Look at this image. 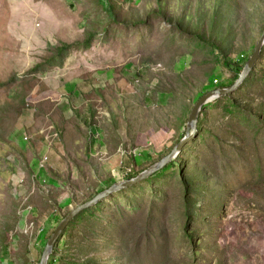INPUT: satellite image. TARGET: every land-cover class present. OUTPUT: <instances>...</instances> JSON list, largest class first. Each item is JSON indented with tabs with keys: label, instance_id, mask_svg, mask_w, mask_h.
Listing matches in <instances>:
<instances>
[{
	"label": "rangeland",
	"instance_id": "rangeland-1",
	"mask_svg": "<svg viewBox=\"0 0 264 264\" xmlns=\"http://www.w3.org/2000/svg\"><path fill=\"white\" fill-rule=\"evenodd\" d=\"M263 26L264 0H0V264H38L71 207L165 155ZM250 71L200 110L185 191L175 171L80 210L54 264H264V50Z\"/></svg>",
	"mask_w": 264,
	"mask_h": 264
},
{
	"label": "water",
	"instance_id": "water-1",
	"mask_svg": "<svg viewBox=\"0 0 264 264\" xmlns=\"http://www.w3.org/2000/svg\"><path fill=\"white\" fill-rule=\"evenodd\" d=\"M263 43H264V26L262 27L256 40L254 41L253 46H252V51L249 54L248 58L245 60L237 79L228 87H217V88L208 90L207 92L200 95L197 98V100H195L192 103L190 110L186 117L184 132L182 133L180 140L174 144V146L171 148V150L166 155L162 156L160 159H158L148 168L139 172L136 176H133L127 179H122L120 181H116L112 183L110 186L97 191L90 198L71 207L63 215V217L58 221V223L56 224V227L54 228V230L48 237L44 245V248L42 250L38 264H47L48 257L52 253L55 243L57 239L59 238V236L62 234L64 227L66 226V223L76 213H78L83 208L93 205L98 200L102 199L105 195H108L109 193L113 191L116 192L130 185L137 184L138 182L147 178L154 172L160 170L164 165H166L168 162L176 158L181 152V150L183 149L184 145L194 138L195 132H197L198 115H199V112L202 106L206 105L208 102H211L212 100L216 98L229 95L238 89V87L241 85L242 80L247 75V73L250 71L255 60L257 59V56L260 51V47Z\"/></svg>",
	"mask_w": 264,
	"mask_h": 264
},
{
	"label": "trees",
	"instance_id": "trees-1",
	"mask_svg": "<svg viewBox=\"0 0 264 264\" xmlns=\"http://www.w3.org/2000/svg\"><path fill=\"white\" fill-rule=\"evenodd\" d=\"M158 2L160 3L161 2V0H158ZM110 7H111V5H110ZM157 10L159 11V12H161V7H160V4L158 5V8H157ZM91 36V34H89V35H87L86 37H84L81 41H70V42H68V41H63V40H61V41H59L57 44H55V45H52L51 46V54L50 55H48L47 57H46V59L43 61V62H39V63H37V64H35L31 69H30V71L31 72H45V71H47V70H50V69H52V68H54V67H60L61 65H62V63H63V61H64V59L66 58V56H67V54H68V51L70 50V49H72V47H75V49H76V47H78V46H81V47H84V49H86V47H88L89 46V41H90V39H89V37ZM264 44V43H263ZM263 44L261 45V47H260V51H259V54H262V52H263ZM259 54H258V56H257V58L259 57ZM222 57H223V55H222ZM224 60H223V63L225 64V65H227V66H229V62L228 61H226V58H223ZM247 58H245V59H243L241 62H239V60H238V62H236V68H234L235 69V73H234V80H232L231 82H230V84H228L229 86L237 79V77H238V75H239V73H240V70H241V68H242V66H243V64H244V62H245V60H246ZM244 61V62H243ZM250 76H251V71H249L248 73H247V75L244 77V79L242 80V82H241V85L243 84V83H246V82H248L249 81V79H250ZM2 84H4V83H0V85H2ZM210 85V84H209ZM240 85V86H241ZM208 86V85H207ZM211 87V85L210 86H208V88H210ZM213 87H225V86H223V85H221V84H218V85H213ZM207 88V89H208ZM223 98H227V99H230V95H225V96H222ZM220 98V97H219ZM232 104L234 105V107H237L236 105H235V103H233L232 102ZM207 105L208 104H206V105H204V106H202V108H201V111H202V109L203 108H206L207 107ZM256 116H259L258 114L256 115ZM263 120H264V118H263ZM180 140V138L178 139V141ZM177 141V142H178ZM171 150V148L170 149H168L167 150V152L165 153V155L169 152ZM183 151H184V149H182L181 150V152L179 153V155L176 157V158H174L173 160H171L170 162H168L166 165H164L160 170H158V171H156V172H154L153 174H151L150 176H148L147 178H145V179H143L142 181H140V182H138L137 184H133V185H130V186H128V187H126V188H123V189H120V190H118V191H113V192H111V193H109L108 195H105L102 199H104V198H106V197H110V196H112V195H115V194H123L124 193V191H126V190H130V189H132V188H135V187H137V186H139L140 185V183H142L143 181H145L146 182V180H148L149 178H151V177H153V176H164V175H166V174H168V173H174L175 171H177V174H178V177H179V180H180V183L182 184V186H183V191H185V185H186V181H185V174H184V171H185V168H183V164H181V160H182V157H183ZM164 156V155H163ZM161 158V157H160ZM138 174V172H131L130 174H128L127 175V177H125V179H127V178H130V177H133V176H136ZM113 183V182H112ZM111 183V184H112ZM110 184V185H111ZM109 185V186H110ZM100 188L101 187H99V188H97V189H95V191H93L92 193H90L89 194V196H87V199L88 198H90L92 195H94L97 191H99L100 190ZM104 189V188H103ZM102 199H100V200H98L96 203H94L92 206H97L100 202H101V200ZM90 207V206H89ZM86 208H88V207H86ZM86 208H83L82 210H85ZM194 201H193V199H190V198H187V196H185L184 197V210H183V213H184V216L187 218V220L190 218V216L191 215H193L194 214ZM66 226H67V224H66ZM187 226H188V224H186V227H185V235L188 237V239H190L191 238V234L190 233H188L187 232V230H188V228H187ZM66 228V227H65ZM65 228H64V232H65ZM64 234V233H63ZM60 239V238H59ZM59 239H57V240H59ZM54 251H55V248H53V251H52V253L50 254V256L48 257V260H47V264H54V260H55V257H54Z\"/></svg>",
	"mask_w": 264,
	"mask_h": 264
},
{
	"label": "built area",
	"instance_id": "built-area-1",
	"mask_svg": "<svg viewBox=\"0 0 264 264\" xmlns=\"http://www.w3.org/2000/svg\"><path fill=\"white\" fill-rule=\"evenodd\" d=\"M148 94H149V92L147 91V92H146V95H148ZM39 164H40V163H39Z\"/></svg>",
	"mask_w": 264,
	"mask_h": 264
}]
</instances>
